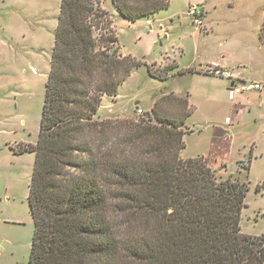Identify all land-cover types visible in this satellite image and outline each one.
<instances>
[{
    "label": "trees",
    "instance_id": "16d2710c",
    "mask_svg": "<svg viewBox=\"0 0 264 264\" xmlns=\"http://www.w3.org/2000/svg\"><path fill=\"white\" fill-rule=\"evenodd\" d=\"M110 1L135 21L170 0ZM103 2L60 0L37 141L16 150L35 153L27 264H264V234L240 232L248 185L181 157L186 97L162 95L136 119L99 118L103 97L141 64L121 52ZM175 66L147 71L165 80ZM194 72L207 74L179 70Z\"/></svg>",
    "mask_w": 264,
    "mask_h": 264
},
{
    "label": "rangeland",
    "instance_id": "374dc122",
    "mask_svg": "<svg viewBox=\"0 0 264 264\" xmlns=\"http://www.w3.org/2000/svg\"><path fill=\"white\" fill-rule=\"evenodd\" d=\"M193 5L208 12L201 26L188 14ZM59 6L60 0H0V264L28 263L35 153L16 150L37 141ZM103 7L121 52L141 64L116 97H103L99 118L136 119L138 109L150 111L162 95L186 97L191 109L181 157L201 155L217 177L245 182L240 232L264 234V186L256 188L264 181V31H254L256 21L264 24V0H170L167 8L135 21L123 18L110 0ZM213 62L226 63L239 83L261 88L230 99L229 79L179 73L205 71ZM169 64L176 66L165 80L147 71Z\"/></svg>",
    "mask_w": 264,
    "mask_h": 264
},
{
    "label": "built area",
    "instance_id": "2783aa9c",
    "mask_svg": "<svg viewBox=\"0 0 264 264\" xmlns=\"http://www.w3.org/2000/svg\"><path fill=\"white\" fill-rule=\"evenodd\" d=\"M188 14L193 17L194 21L200 26L203 24L204 11L200 6L193 5L188 9ZM207 73L223 77L230 80L228 85V97L234 99L235 97L241 95L244 92L252 91L254 89H260L261 86L258 82H244L239 83L237 77L231 72V70L223 68L217 64H211L205 70ZM141 114L142 110L138 109Z\"/></svg>",
    "mask_w": 264,
    "mask_h": 264
},
{
    "label": "crops",
    "instance_id": "0c3cea01",
    "mask_svg": "<svg viewBox=\"0 0 264 264\" xmlns=\"http://www.w3.org/2000/svg\"><path fill=\"white\" fill-rule=\"evenodd\" d=\"M206 1V0H205ZM204 7V6H203ZM204 9H205V7H204ZM206 10V9H205ZM204 10V16H205V18H206V13H208V12H206ZM257 22V24H259V25H261V26H259V25H257L256 26V28L254 29V31L256 32L257 30H261L262 29V27H263V24H260V23H262V20L260 19L259 21H256ZM208 32V31H207ZM217 64V65H219V66H221V67H223V68H226V69H229L228 68V66H227V64L226 63H224V62H213V64ZM212 64V63H211ZM226 64V65H225ZM229 70H231V69H229ZM228 119L227 118H225V121H227Z\"/></svg>",
    "mask_w": 264,
    "mask_h": 264
}]
</instances>
